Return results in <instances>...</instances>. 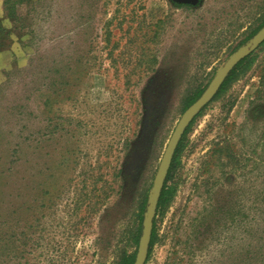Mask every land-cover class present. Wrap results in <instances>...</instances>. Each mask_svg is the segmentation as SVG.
Segmentation results:
<instances>
[{
    "label": "rangeland",
    "instance_id": "obj_1",
    "mask_svg": "<svg viewBox=\"0 0 264 264\" xmlns=\"http://www.w3.org/2000/svg\"><path fill=\"white\" fill-rule=\"evenodd\" d=\"M263 24L264 0H0V264L137 252L189 101ZM252 54L188 131L146 264H264V45Z\"/></svg>",
    "mask_w": 264,
    "mask_h": 264
},
{
    "label": "water",
    "instance_id": "obj_2",
    "mask_svg": "<svg viewBox=\"0 0 264 264\" xmlns=\"http://www.w3.org/2000/svg\"><path fill=\"white\" fill-rule=\"evenodd\" d=\"M264 43V27L252 38L251 42L236 51L225 64L216 73L207 89L203 94L187 108L178 121L174 132L167 144L163 157L158 167L156 177L153 182L151 197L149 199L144 219L142 222V235L138 243L134 264H146L150 245L152 240V233L154 229V221L156 218L159 201L165 186L168 173L170 171L172 161L174 159L176 150L182 140L186 130L202 112V110L213 100L219 88L231 73V71L244 59L249 57Z\"/></svg>",
    "mask_w": 264,
    "mask_h": 264
},
{
    "label": "trees",
    "instance_id": "obj_3",
    "mask_svg": "<svg viewBox=\"0 0 264 264\" xmlns=\"http://www.w3.org/2000/svg\"><path fill=\"white\" fill-rule=\"evenodd\" d=\"M264 26V24L261 26V28ZM258 32L255 31L252 35H251V38L253 36L256 35V33ZM264 45V43L262 44V46ZM254 57H253V54H251L249 57H247L246 59H244L243 61H241L232 71L231 73L228 75V77L225 79V81L223 82V84L221 85V87L219 88L218 90V93L216 95V97H214V100L221 94L225 93L228 88L233 84L235 83L236 81H238L242 76H244L251 68V66L253 65L254 63ZM204 92V90L202 91H199V93H197L188 103L187 107H189L190 105H192L201 95L202 93ZM203 111V110H202ZM202 114V113H201ZM200 114V115H201ZM194 121L192 122V124L189 126V128L186 130L182 140L180 141L179 143V146L176 150V153H175V156H174V159L172 161V165H171V168H170V171L168 173V177H167V180H166V183H165V186L163 188V191H162V195H161V198H160V201H159V205H158V210H157V213H159L161 210H165L169 203L171 202V200L173 199L174 197V194H175V189L172 187V185H169V181L171 180L172 178V174L173 172L175 171V168H176V164L179 160V157L184 149V140H185V137L188 133V131L190 130L191 126L193 125ZM146 207H147V204L146 202L143 203L142 207H141V213H140V216H139V220H138V225L136 228H134L131 232H130V242L133 243L135 246H138V243H139V240L141 238V235H142V222H143V213L146 211ZM155 237H156V230H155V223H154V229H153V233H152V240H151V245H150V249L151 247L154 245L155 243ZM135 257H136V252L134 254H131V255H127V253H124L120 260H119V263L118 264H134L135 262Z\"/></svg>",
    "mask_w": 264,
    "mask_h": 264
}]
</instances>
